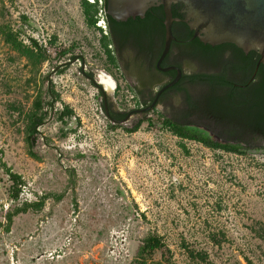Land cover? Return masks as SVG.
<instances>
[{
    "label": "rangeland",
    "instance_id": "374dc122",
    "mask_svg": "<svg viewBox=\"0 0 264 264\" xmlns=\"http://www.w3.org/2000/svg\"><path fill=\"white\" fill-rule=\"evenodd\" d=\"M2 22L51 59L72 51L59 62H70L61 74L51 60L34 66L0 35V222L16 204L40 202L10 231L0 227V264H133L150 234L167 248L148 264H197L187 248L214 264H264V242L253 231L264 227V146L235 154L181 139L158 110L112 127L84 72L111 82L114 108L137 103L81 0H0ZM49 80L59 98L34 139L38 160L28 154L26 130L35 100H50ZM66 106L75 115L63 124ZM1 159L26 182L17 203Z\"/></svg>",
    "mask_w": 264,
    "mask_h": 264
},
{
    "label": "trees",
    "instance_id": "16d2710c",
    "mask_svg": "<svg viewBox=\"0 0 264 264\" xmlns=\"http://www.w3.org/2000/svg\"><path fill=\"white\" fill-rule=\"evenodd\" d=\"M81 6L87 24L102 31L97 26L98 5L88 0H81ZM181 7H183L182 3H174L172 5L174 18L181 19V21H175L173 26L174 28H179V33L176 34L178 38H191L193 31L190 30L188 24L182 21L184 14L180 12ZM104 9L109 31L101 35L100 45L110 64L117 69L120 64L112 49V43L115 42V39L119 38L123 41L134 39L141 45L143 50L148 47L149 41H151L154 34H158L161 40H164L166 33L164 24L165 13L162 5L148 9L144 18L131 17L127 21H116L107 14V0L104 2ZM0 35L6 44L26 57L34 66L51 60L54 62L53 69L61 74L70 67V62H59L72 51V48L60 51L55 58L51 59L36 40L31 39V44L25 45L19 39L17 33H14L5 22L0 23ZM144 41L147 43L145 46L142 45ZM194 43L205 50L206 46L198 38ZM228 45L234 47L240 58L243 57L246 62L245 68L248 70V76L244 82L246 87L239 90L222 75H187L183 81L174 87L175 89L171 88L165 92L169 98H172L175 95L172 92L173 89L176 92L181 90L184 95L182 100L176 106L172 104L166 107L165 111H158V116L164 121L165 126L181 139L197 141L212 149L244 154L251 149L252 144L257 142L255 135L264 132V64L260 65L256 77L251 80L256 65L260 60V54L253 50L246 55L236 45L231 43ZM210 48V45L207 46V49ZM77 58L79 57L76 54L69 57V59L73 60ZM89 75L93 77L92 72ZM49 82L50 86L47 89V93L50 96V100L43 102L41 96L35 100L34 110L29 116L30 122L26 130L28 154L38 160L40 158L38 152L34 149V139L40 133V127L46 122L49 112L54 109L55 103L59 98V94L54 90L52 82L50 80ZM190 84H193V86L189 87L188 85ZM74 115V111L69 106H66L65 109L59 112L58 119L63 124H66V119ZM112 116L115 119H121L125 114L112 113ZM142 121L133 127H126V131L130 133L136 132ZM117 126L118 124L112 125V127ZM182 146L184 147V145ZM1 165L5 168L11 181L9 198L17 203L20 200V195L26 182L21 174L14 172L6 163L2 162V159ZM46 197H43L42 201ZM39 203L38 201H26L16 204L6 213L5 223L0 222V227H4L7 232L10 231L17 215L26 213L29 209H36ZM257 225L253 227V231L256 237L264 242V227L261 223ZM166 248L167 246L161 236L150 234L142 241L133 264H148V260L155 253L164 252ZM187 249L189 257L196 261L197 264H214L205 251ZM249 264L253 263L249 261Z\"/></svg>",
    "mask_w": 264,
    "mask_h": 264
},
{
    "label": "flooded vegetation",
    "instance_id": "af4514ba",
    "mask_svg": "<svg viewBox=\"0 0 264 264\" xmlns=\"http://www.w3.org/2000/svg\"><path fill=\"white\" fill-rule=\"evenodd\" d=\"M183 11L184 5L181 7L180 12L183 13L185 17ZM190 30L193 31L191 28ZM172 31L176 40L172 42L170 51L161 62V68L158 67L157 62L164 48L166 33L164 40H161L158 34H154L151 41H149L148 47L144 50L134 39H128L126 41L119 38L115 39V42L112 43V49L119 60L120 67L118 70L120 71L122 79L125 80L128 89L133 93L132 98L137 104L130 110L116 109L113 107V102L107 94V90L98 89L101 94V103L106 118H108V113L111 117H113L112 113H122L125 114V116L121 119L128 117L129 121L136 117L138 121L154 110L165 111L166 107L172 104H178L179 101L182 100L184 96L183 92L181 90L176 92L174 87L183 81L187 75H222L231 81L239 90L246 87L244 83L248 76V70L245 68L246 62L243 57H241L242 59L240 58L234 47L228 45L229 43L213 46L202 42L200 38L197 37L206 46L204 50L194 43L197 38L191 39L193 36L191 38H178L176 35L179 33L178 27L174 28V26H172ZM142 45H147L146 41H144ZM209 45L211 48L207 49ZM243 52L248 55L251 51L245 52L243 50ZM173 67H179L181 69L179 81L168 88H174L172 91L173 94H175L173 95L174 97L169 98L165 93L168 91V89H166L160 94L153 109L140 111L153 104L161 88L176 78L178 72ZM84 73L91 78L92 84H95L94 78L91 77L88 72ZM257 73L258 70L256 75ZM188 86L192 87L193 84ZM255 139L261 144L260 146H264L262 145L264 142V132L255 135Z\"/></svg>",
    "mask_w": 264,
    "mask_h": 264
},
{
    "label": "water",
    "instance_id": "95a60500",
    "mask_svg": "<svg viewBox=\"0 0 264 264\" xmlns=\"http://www.w3.org/2000/svg\"><path fill=\"white\" fill-rule=\"evenodd\" d=\"M174 3L184 5L185 17L182 21L193 30L191 39L198 37L202 42L213 46L231 43L245 52L257 51L260 60L252 79L255 77L259 66L264 64V0H107V14L116 21H127L131 17L144 18L148 9L162 5L165 13L166 37L157 62L158 67L161 68V62L170 51L172 42L176 40L172 31L173 23L181 21L173 16ZM173 68L178 72L176 78L161 88L153 104L140 111L153 109L160 94L179 81L181 69ZM94 82L99 89L106 90L104 83H99L95 79ZM107 117L115 124H126L128 121V117L115 119L109 113ZM260 145L258 142L252 144V146Z\"/></svg>",
    "mask_w": 264,
    "mask_h": 264
},
{
    "label": "built area",
    "instance_id": "2783aa9c",
    "mask_svg": "<svg viewBox=\"0 0 264 264\" xmlns=\"http://www.w3.org/2000/svg\"><path fill=\"white\" fill-rule=\"evenodd\" d=\"M88 1L98 5L99 12H98L97 26L100 27L106 34L108 27L105 19V14H106V11L104 9L105 0H88Z\"/></svg>",
    "mask_w": 264,
    "mask_h": 264
},
{
    "label": "bare ground",
    "instance_id": "6f19581e",
    "mask_svg": "<svg viewBox=\"0 0 264 264\" xmlns=\"http://www.w3.org/2000/svg\"><path fill=\"white\" fill-rule=\"evenodd\" d=\"M104 81H105L107 87H111V82H110V81H108V80H104ZM112 86H113V85H112ZM108 89H109V88H108Z\"/></svg>",
    "mask_w": 264,
    "mask_h": 264
}]
</instances>
